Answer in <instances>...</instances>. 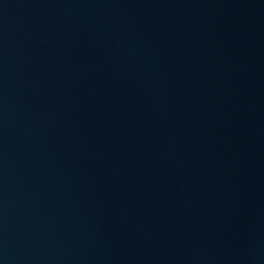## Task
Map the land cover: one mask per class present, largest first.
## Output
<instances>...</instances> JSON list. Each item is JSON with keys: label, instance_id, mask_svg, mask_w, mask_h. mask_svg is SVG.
<instances>
[{"label": "water", "instance_id": "obj_1", "mask_svg": "<svg viewBox=\"0 0 264 264\" xmlns=\"http://www.w3.org/2000/svg\"><path fill=\"white\" fill-rule=\"evenodd\" d=\"M0 264H264V0H0Z\"/></svg>", "mask_w": 264, "mask_h": 264}]
</instances>
